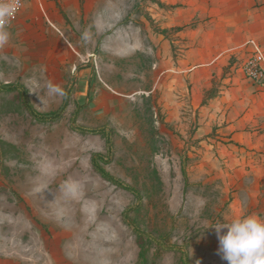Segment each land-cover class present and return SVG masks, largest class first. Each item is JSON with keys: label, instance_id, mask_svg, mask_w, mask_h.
<instances>
[{"label": "rangeland", "instance_id": "obj_1", "mask_svg": "<svg viewBox=\"0 0 264 264\" xmlns=\"http://www.w3.org/2000/svg\"><path fill=\"white\" fill-rule=\"evenodd\" d=\"M236 1L24 0L0 48V264H226L211 227L236 213L234 183L226 158L200 152L192 107L194 81L203 103L226 83L185 60L218 44ZM217 59L229 73L237 58ZM23 91L62 118L34 119ZM96 153L140 198L94 171Z\"/></svg>", "mask_w": 264, "mask_h": 264}, {"label": "crops", "instance_id": "obj_2", "mask_svg": "<svg viewBox=\"0 0 264 264\" xmlns=\"http://www.w3.org/2000/svg\"><path fill=\"white\" fill-rule=\"evenodd\" d=\"M233 6L232 25L223 28L218 44L210 49H192L185 60L195 63L201 55L198 71L203 72L202 78L218 76L226 83L210 103L204 104L208 85L194 81L192 107L199 110V129L194 139L203 140L201 143L207 147L200 149L201 153L207 154L212 148L229 163L230 171H226L234 183L232 208L236 210L231 220L245 214L264 218V80L248 79L242 68L254 56L264 65V0H237ZM227 55L237 58L229 73L218 68L216 61ZM214 129L221 136H205Z\"/></svg>", "mask_w": 264, "mask_h": 264}, {"label": "clouds", "instance_id": "obj_3", "mask_svg": "<svg viewBox=\"0 0 264 264\" xmlns=\"http://www.w3.org/2000/svg\"><path fill=\"white\" fill-rule=\"evenodd\" d=\"M20 6V0H0V48L9 43L8 25ZM82 38L87 41L89 34L85 32ZM46 87L49 95H65L59 85L48 82ZM211 228L218 239V254L226 264H264V218L248 215L217 222Z\"/></svg>", "mask_w": 264, "mask_h": 264}, {"label": "trees", "instance_id": "obj_4", "mask_svg": "<svg viewBox=\"0 0 264 264\" xmlns=\"http://www.w3.org/2000/svg\"><path fill=\"white\" fill-rule=\"evenodd\" d=\"M84 1L85 0H81V3H83ZM0 89H2L1 85H0ZM21 95H22L23 101L25 102V104L27 106L28 112L30 113V115L34 119H36V120H38L40 122H57L58 120H60L62 118V114H60V113L59 114L55 113L53 115H47V114L39 112L32 105V103L30 102L28 93L26 91H23ZM216 95H217V92L211 90V91H209L207 99H212ZM207 99L204 101V103H206ZM74 129H75V131L80 132V133H86V132H89V133H102V130H89L88 131L87 129L78 128V127H75ZM107 142H108V145H109V153H110L111 150H112V146H111L112 145V139H110V136H108ZM107 162H108L107 157H105L101 153H96L92 157V167H93L94 171L103 180H105L106 182H108V183H110V184H112L114 186H117L118 188H121V189H124V190H127V191H131L136 196H138L140 198V193H139V191L137 189L127 185L125 182H123L120 179L116 178L112 173H110L106 169V167L103 164L104 163L107 164ZM127 215H128V213L125 211L124 218H126L127 223H129L130 221H129V219H127ZM134 230L136 231V233L138 234V236L141 239H143L145 237H149L145 233H143L140 229H138L137 227H134ZM169 249H176V248L175 247H170ZM184 255H185V257L183 259L184 264H191L190 263V259H189V254L185 252ZM141 256L143 258H145V262L144 263H147V256L145 255V253H143V251L141 253Z\"/></svg>", "mask_w": 264, "mask_h": 264}, {"label": "built area", "instance_id": "obj_5", "mask_svg": "<svg viewBox=\"0 0 264 264\" xmlns=\"http://www.w3.org/2000/svg\"><path fill=\"white\" fill-rule=\"evenodd\" d=\"M20 5L21 6L19 7L16 15L11 19L8 28H12L15 25V23L18 21L25 6L24 0H20ZM242 68H243V72L249 79L253 81L264 80V65L262 64L260 58L254 56L247 59L243 63Z\"/></svg>", "mask_w": 264, "mask_h": 264}]
</instances>
